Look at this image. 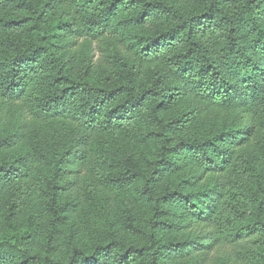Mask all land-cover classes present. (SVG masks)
<instances>
[{
  "label": "trees",
  "instance_id": "16d2710c",
  "mask_svg": "<svg viewBox=\"0 0 264 264\" xmlns=\"http://www.w3.org/2000/svg\"><path fill=\"white\" fill-rule=\"evenodd\" d=\"M216 257L264 264V0H0V264Z\"/></svg>",
  "mask_w": 264,
  "mask_h": 264
},
{
  "label": "rangeland",
  "instance_id": "374dc122",
  "mask_svg": "<svg viewBox=\"0 0 264 264\" xmlns=\"http://www.w3.org/2000/svg\"><path fill=\"white\" fill-rule=\"evenodd\" d=\"M211 263L212 264H224L223 257H219V259L216 257ZM230 264H234V261H232Z\"/></svg>",
  "mask_w": 264,
  "mask_h": 264
}]
</instances>
